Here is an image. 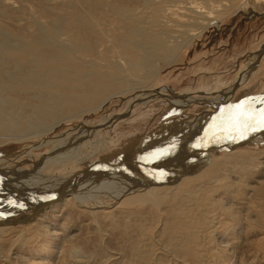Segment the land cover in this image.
<instances>
[{
    "label": "rangeland",
    "instance_id": "obj_1",
    "mask_svg": "<svg viewBox=\"0 0 264 264\" xmlns=\"http://www.w3.org/2000/svg\"><path fill=\"white\" fill-rule=\"evenodd\" d=\"M195 1L203 10L213 8L218 20L190 39L184 33L191 26L171 10L181 0H0V113L12 122L0 128V181L8 186L1 188L0 183V200H4L0 210L4 220L18 219L8 227L0 224V264H264V128L250 131L255 137L236 147L246 159H229L227 151L235 142L227 141L221 146L228 145V150H211L207 166L214 167L213 173L194 186L185 178L184 185V180L163 184L161 192L146 201L134 200L146 194L147 181L141 177L150 171L170 174L174 167L178 171L191 166L209 141H216L215 134H222L235 121L237 105L264 107V8L251 2L248 8L259 14L250 15L243 0ZM165 15L175 24L182 23L171 34L183 35L169 38V46L177 40L182 44L173 61L158 58L151 67L147 52L155 57L161 49L149 43L147 33L163 31L156 26ZM136 63L142 66L132 71ZM65 72L89 83L105 74L104 86L113 93L119 83L120 92H130L114 94L96 110L107 94L98 96L90 104L91 113L81 114L91 108L88 103L55 111V101L64 102L73 91L57 98L60 93L52 90L49 76ZM236 83L239 88L233 92ZM81 88L76 95L93 99L89 86ZM159 94L168 95L170 101ZM68 112L80 115L47 130ZM44 130L42 135L34 134ZM62 140L68 145L62 150L70 151L55 156L52 150ZM68 140L73 144H67ZM151 146L157 152L152 153L154 164L148 168L139 158ZM197 151L198 156H191ZM50 160L59 163L49 164ZM100 161L123 164L122 179L110 189L98 186L104 192L103 203L64 199L35 218L32 211L5 214L16 205L24 208L18 205L23 203L20 198H26L18 197L14 189L24 190L21 182L28 175L41 170L48 177L58 176L54 188L48 180L35 181L34 185L49 187L42 196L51 197L71 172H85ZM40 163L42 169L36 167ZM200 166L191 173L202 175L208 169L199 170ZM22 172H26L23 177Z\"/></svg>",
    "mask_w": 264,
    "mask_h": 264
},
{
    "label": "bare ground",
    "instance_id": "obj_2",
    "mask_svg": "<svg viewBox=\"0 0 264 264\" xmlns=\"http://www.w3.org/2000/svg\"><path fill=\"white\" fill-rule=\"evenodd\" d=\"M181 1H183L181 4H179L176 8H174V9H171L172 11L173 10H175L174 12L175 13H177V14H180V16H181V18H185V20L184 19H182V22H183V20L184 21H186V22H188V23H185L184 22V24H187V25H190L191 27H188V29H187V31H186V33H184V35H187V36H189L190 37V39L191 38H193L194 37V35H196V34H202L211 24H213V23H215V22H217V21H214L216 18H217V16L216 15H214L213 14V8L210 10V11H206V10H203L204 9V7L202 8V6H200V4L197 2V1H195V0H193V1H189V0H181ZM185 1V2H184ZM236 1L237 0H235V3H236ZM256 1V3H257V5H261L262 6V8H264V0H248V1H246V0H243L242 1V4L245 6V8H246V11L251 15V14H254V15H258L259 14V11L258 10H252L251 8H248V6H249V4L251 3V2H255ZM231 2V0H229V3ZM244 2H245V4H244ZM200 3H202V2H200ZM232 3H233V1H232ZM229 5V4H228ZM231 5V4H230ZM220 6V5H219ZM170 9V8H169ZM210 9V8H209ZM168 12L170 13L171 11H169L168 10ZM163 13V12H162ZM165 13V12H164ZM164 13H163V15H164ZM166 14V13H165ZM177 14H175L176 16H177ZM173 15H174V13H173ZM170 16V15H169ZM179 16V15H178ZM170 17H173V16H170ZM165 19L164 20H161V21H158V23H157V26H156V22H154L155 24H153L154 26H156V27H160L161 29H163V31H161L160 32V30L159 29H157L159 32H157V30L155 31V32H157L156 34H152V33H147V37H149V43L152 45V46H154V47H157L158 48V46L160 47V52L158 53V54H155V57H154V55H152V53L153 52H147L148 54H146V56L148 55V57H147V59H150L149 61H148V63H149V65L152 67V65L154 66L155 65V63L157 62V59L158 58H163L164 60H165V62H169L170 63V61H173L174 59H175V53H176V50L180 47V45L182 44V42H180L179 40H175L176 42H175V44H174V40L173 41H171V42H173V44L171 45V46H169V44L168 43H170V41H169V38H173V36H175V34L172 36V34H171V32H174V31H176V32H178L179 31V26H182V23L180 22V24H178V23H176L175 24V22H173V20L172 19H169V17H167L166 15H165V17H164ZM156 20V19H155ZM154 20V21H155ZM217 20H218V18H217ZM155 27V28H156ZM192 31V33H190ZM164 34H163V33ZM161 34H162V38L160 37L161 36ZM164 35V36H163ZM183 35V33L182 34H179V35H176L175 36V38H177L178 36H182ZM145 38V37H144ZM182 41V40H181ZM147 42V41H146ZM146 42H145V44H146ZM148 43V42H147ZM35 44V43H34ZM184 44V43H183ZM187 44V43H186ZM135 45V44H134ZM185 45V44H184ZM183 45V46H184ZM33 46V45H32ZM36 46V45H35ZM141 47V46H140ZM142 48V47H141ZM263 48V47H262ZM136 49V48H135ZM159 49V48H158ZM264 49V48H263ZM262 49V50H263ZM34 50V49H33ZM152 50V49H151ZM154 50H156V49H154ZM30 52H32L31 50H30ZM34 52V51H33ZM32 52V53H33ZM262 52V51H261ZM263 56V55H262ZM151 57H152V59H151ZM261 57V56H260ZM147 59H145L146 61H147ZM140 62V61H139ZM157 64V63H156ZM146 65V64H145ZM142 66V63H136V66L135 65H133V67L131 68L132 69V71H135V70H137V69H139V67H141ZM52 68V67H51ZM142 68H144V67H142ZM150 68V67H149ZM154 68V67H153ZM148 69V68H147ZM51 70V69H50ZM123 70V69H122ZM151 70V69H150ZM151 72V74L153 75V71H150ZM66 73V72H65ZM69 73V72H68ZM72 73V72H71ZM70 74V73H69ZM69 74H65V75H58V74H56L55 73V75L54 74H52L51 76H49L51 79H52V90H54V91H58L60 94H57V92H54L53 91V93H55V96H56V94L58 95L57 96V98L58 97H60L61 95H63L62 93L64 92V91H66V92H72V94L74 95H71L70 93H68V94H70L67 98H64L65 100H64V102L62 101V100H60L61 98H59V100L58 101H55L56 102V104H55V111H57L58 109L57 108H61V109H63L62 111H70L71 109H74V108H77L79 105H83V103H88L89 104V106H90V104H92L93 102L92 101H94V102H96L95 101V99L99 96L100 98H101V96H103V95H106L105 96V98L103 99V101H99V102H101L100 104H98L97 105V107H96V110H100L102 107H104L107 103H108V101L112 98V97H114V94L115 95H117V93L119 94V93H121L120 91H119V88L121 87V83H119L117 86H116V88H115V90L117 89V91L115 92V93H113L110 89H109V86L107 85V87H105L106 85H105V79H106V75L105 74H103V76H101V77H93L94 78V82H91V83H89V82H86V81H83V79L82 78H84V77H81V76H79V77H81L80 79L81 80H79V79H77V78H75L76 76H72L71 74L69 75ZM78 74H81V73H78ZM156 74V73H155ZM68 75V78L66 77ZM76 75V74H75ZM152 75H151V77H152ZM108 76V75H107ZM242 76V75H241ZM78 77V76H77ZM245 77H246V74H244L241 78V80H243V79H245ZM49 79V78H48ZM109 79V78H108ZM112 79V78H111ZM110 79V80H111ZM115 80H116V78H115ZM33 81V80H32ZM39 81V80H38ZM49 81V80H48ZM51 81V80H50ZM241 83H242V81H240ZM240 82H238L239 84H240ZM245 82V81H244ZM27 83V84H26ZM28 83L29 82H25V85H28ZM42 83V82H41ZM108 83V82H107ZM115 83V82H114ZM127 83V82H126ZM238 83H236L234 86H233V88H231V90L234 92V90L236 89V87H238ZM48 84H50L49 82H48ZM24 85V86H25ZM31 85L33 86V83H31ZM30 85V86H31ZM36 85V84H35ZM105 85V86H104ZM114 85V84H113ZM29 86V87H30ZM86 86H89L90 88H91V91L94 93V97H93V99H89L88 100V97H85L84 98V95L83 94H79V95H76L75 93H77V92H81V91H83L82 90V88L81 87H86ZM111 86V85H110ZM130 87V86H129ZM31 88V87H30ZM47 88H48V86H47ZM50 88V87H49ZM81 88V89H80ZM131 88V87H130ZM134 88H135V86H134ZM239 88V87H238ZM37 89V88H36ZM40 89V88H39ZM51 89V88H50ZM123 89H126V88H123ZM34 90V89H33ZM86 91H87V88L85 89ZM88 90H90V89H88ZM114 90V89H113ZM133 90V89H132ZM75 91V92H74ZM110 91L112 92V95L110 94L109 95V93H110ZM128 91L130 92V90H126V91H123L124 93H128ZM49 92V91H48ZM89 92V91H88ZM87 92V93H88ZM122 92V93H123ZM86 93V92H85ZM91 93V92H90ZM105 93V94H104ZM172 93V92H171ZM1 94H2V92H0V96H1ZM49 94H50V92H49ZM151 94V93H150ZM162 94V93H161ZM161 94H159L160 96H163V97H165V98H167L168 97V95H161ZM172 94H174V93H172ZM231 94V93H230ZM51 95V94H50ZM81 95H83V97L81 96ZM91 96H92V94H90ZM143 95V97L145 96V94H142ZM147 95V94H146ZM176 95V94H175ZM64 96H66V95H64ZM90 96V97H91ZM232 96V95H231ZM52 97H54V96H52ZM104 97V96H103ZM147 97H151V96H147ZM173 97V96H172ZM0 98H2V97H0ZM92 98V97H91ZM153 98V97H152ZM262 98H263V96H262ZM54 99V98H53ZM141 99V98H140ZM168 99V98H167ZM182 99V98H181ZM54 100H56V99H54ZM169 100V99H168ZM203 100V99H202ZM230 100V99H229ZM262 100H264V99H262ZM170 101V100H169ZM188 101V100H187ZM193 101V100H192ZM208 101V100H207ZM210 101V100H209ZM260 101V100H259ZM54 102V103H55ZM172 102V101H171ZM173 103V102H172ZM226 104V103H225ZM86 105V104H85ZM184 106V105H183ZM219 106H221V105H219ZM230 106H233V105H230ZM91 107V106H90ZM78 108H80V107H78ZM84 108V107H83ZM82 108V109H83ZM130 108V107H129ZM227 108V107H226ZM228 108H231V107H228ZM259 108V107H258ZM264 108V107H263ZM1 109H5V108H1ZM54 109V108H53ZM254 109H256V108H254ZM92 110H93V108L91 107V108H89V109H86V110H83V112L81 113V114H84L85 112H92ZM8 111V110H7ZM53 111V110H52ZM95 111V110H94ZM229 111V110H228ZM5 112H6V110H5ZM11 112V111H10ZM51 112V111H50ZM21 113V112H20ZM53 113V112H52ZM55 113V112H54ZM62 113V112H61ZM61 113H59V114H61ZM237 113V112H236ZM12 114V113H11ZM15 114H16V112H15ZM15 114H13V115H15ZM26 114V113H25ZM25 114H23V115H25ZM28 114V113H27ZM88 114V113H87ZM87 114H85V115H87ZM5 115H7V114H1L0 113V128H6V127H8V125H9V117L6 119V116ZM10 115V114H9ZM19 115V114H18ZM62 115V114H61ZM64 115V114H63ZM78 115H80V114H70V112H68L67 113V116H65V117H63L62 118V116H61V119H58L57 117V119L58 120H55L53 123H51V125L49 126V128L47 129V130H55L56 128H58L62 123H63V121L65 120H67V119H70V118H75V117H77ZM10 116H12V115H10ZM24 117V116H23ZM29 117H31V116H29ZM53 117V116H52ZM25 118V117H24ZM12 119V118H11ZM54 119V118H53ZM28 120H26V122H27ZM30 122V121H29ZM12 122H10V124H11ZM38 123V122H37ZM46 123V122H45ZM243 123V121H241L240 122V124H237L236 123V121H232V122H230L226 127H225V131H223V133L222 134H218V135H216L215 134V136H216V138H215V136H214V138L216 139V141L215 140H211V141H209V143H208V145H207V147L205 148V150H203V154L200 156V157H198V158H196V159H193V161L194 162H192L193 164L191 165V166H189V164L186 166V167H182L180 170H178V171H176L177 170V168L176 167H174L173 169H171V170H169V171H173V172H171L170 174H167V172H159V173H155V171L154 172H152V171H150L151 173H150V175L148 174L147 176H142L141 177V179H143L144 181H147V182H144V184H147V188L145 189V190H147L145 193V195H143L142 196V193H141V195L139 196V197H137V198H135L134 200H138V199H140L141 201H146L145 199L148 197V196H150V195H152L153 193L154 194H158V193H160L161 192V188H162V186H163V184L165 185V184H168V185H170V184H177L178 182H179V180H184L182 183H183V185L184 184H186L187 182L185 181V178H187V180L189 181V185L191 186V185H193L194 186V184H196L198 181H201L202 180V178H203V176H205V177H207V176H209V175H211L212 173H213V171H214V167H208L207 165H209V162H210V154H211V150H213V149H224V150H228V148L230 147H233L232 149H230V150H228L227 151V153L228 154H231V155H229V159L230 158H232V159H238V158H240V159H246V154L243 152V153H241L242 151H240V152H238L237 150H238V148H236L237 146H241V145H243V144H245V142H248L250 139H252L253 138V136L255 137V134L254 133H252V132H247L244 136H243V138L240 140V133H239V128H240V126H241V124ZM21 124V123H20ZM12 125V124H11ZM24 125V122L22 123V125L20 126V127H22ZM24 127V126H23ZM220 126H218V127H216L217 129H218V131H219V128ZM25 128H26V126H25ZM30 128V127H29ZM200 128V127H199ZM23 129V128H22ZM23 130H25V129H23ZM30 130V129H29ZM47 130H44V131H39V132H35L34 134H40V135H42L44 132H47ZM216 130V129H215ZM262 130V129H261ZM260 130V131H261ZM20 131H22V130H20ZM218 131H216L217 133H218ZM222 131V130H221ZM31 132V131H30ZM262 132V131H261ZM33 133V132H32ZM50 133V132H49ZM48 134V133H47ZM84 134V133H83ZM263 135V133H261V134H259V139H262V136ZM19 136V135H18ZM17 136V137H18ZM185 136H187V135H185ZM15 137V136H14ZM78 137V136H77ZM16 138V137H15ZM178 138V137H177ZM194 138V137H193ZM200 138H204V137H200ZM209 138V137H208ZM213 138V139H214ZM13 139V138H12ZM18 141L19 140H21L20 138H16ZM67 139V138H66ZM66 139H63V140H66ZM71 139H72V137H71ZM173 139V138H172ZM192 138H190V140H191ZM25 140V139H24ZM45 140V139H44ZM62 140V142L60 143V144H58V145H56L54 148H53V152H55L56 154H55V156H61V157H63L65 154H68L69 153V151H70V149H65V151H63L62 149H64L65 147H67L66 145H64V143H65V141H63ZM79 140V139H78ZM174 140V139H173ZM189 140V139H188ZM189 140V143L191 142ZM195 140H197L196 139V137H195ZM199 140V139H198ZM201 140V139H200ZM22 141V140H21ZM184 141H185V139H184ZM193 141V140H192ZM227 141H230V142H235V143H233V144H231V146H229L228 147V145L226 146V145H224V146H221V145H223V144H227V143H229V142H227ZM182 142H183V140H182ZM203 142H204V140H203ZM202 142V143H203ZM163 143H164V141H163ZM194 143V142H193ZM196 143V142H195ZM220 143H222V144H220ZM67 144H73V143H71V140H68L67 141ZM160 144V143H159ZM165 144H166V142H165ZM181 144V143H180ZM167 145V144H166ZM166 145H164V147L166 146ZM172 145V144H171ZM192 145V144H191ZM191 145H189V146H191ZM139 146V145H138ZM161 146H162V144H161ZM184 146H186V145H184ZM188 146V147H189ZM170 147V146H169ZM168 147V148H169ZM179 147H181L180 145H179ZM199 147V146H198ZM204 146H202V148H203ZM76 147H74L73 146V148H71L72 150H74ZM171 148V147H170ZM169 148V149H170ZM173 148V147H172ZM182 148V147H181ZM181 148H179V149H181ZM187 149V148H186ZM188 149H190V147L188 148ZM71 150V151H72ZM172 151H173V149H171ZM175 150V152H176V150H177V148L176 149H174ZM184 150V149H183ZM193 150V149H192ZM192 150H185V151H188V153L190 152V151H192ZM166 151H168V150H166ZM200 151V150H199ZM199 151H197L196 153H194V154H192L191 156H198V154H199ZM202 151V150H201ZM201 151H200V153H201ZM153 152H157V150H155V146H151V147H149L148 149H147V151L145 152V153H143L144 154V156H142V157H140L139 158V160H142V162L143 163H145V165L146 166H148V168H150L151 166H153V164H154V160L155 159H153L154 157H155V153L152 155V153ZM178 152V151H177ZM75 153V152H74ZM73 153V154H74ZM169 153V152H168ZM181 154L183 153V152H180ZM54 154V153H53ZM143 154H141V155H143ZM146 154V155H145ZM176 155V154H175ZM227 155V154H226ZM51 155H48V156H45V158L43 159V161L41 162V163H43L42 165H45L44 163L46 162V161H48V157H50ZM228 156V155H227ZM226 156V157H227ZM76 158V157H75ZM74 158V159H75ZM153 159V160H151V159ZM73 159V158H72ZM131 159V158H130ZM135 159V158H134ZM133 159V160H134ZM143 159H145V160H143ZM171 159V158H170ZM170 159H168L169 161H170ZM77 160V159H76ZM138 160V159H137ZM70 161H71V159H70ZM128 161H130V160H128ZM169 161H167V162H169ZM172 161H174V160H172ZM182 161V160H181ZM195 161H198V162H195ZM56 161H53V160H50L49 161V164H54ZM137 162V161H136ZM185 162V161H184ZM183 162V163H184ZM41 163H40V165L39 164H36V167L38 168V167H40V166H42L41 165ZM48 163V162H47ZM56 163H59V162H56ZM62 163V162H61ZM64 163V162H63ZM70 163V162H69ZM98 165H97V164ZM159 163V162H158ZM94 164H96V165H94ZM136 164V163H135ZM176 164V163H175ZM94 165V166H93ZM123 164H122V162H120V163H110V162H108V161H100V162H95V163H93L89 168H88V170H85V172L82 170V172L80 171L79 173H74L75 171H73V172H69L70 174V177L68 178L67 176H66V180H64L63 181V184L62 185H58V187H60V188H58V190H56L55 192H51L52 194H51V197H47V195L46 196H42L43 194H45V192H46V190H48L49 189V187H47V186H45V184H44V186H38V185H34L36 182H38V183H36V184H39L40 183V181H41V179H44V180H48L47 181V183H51V185H52V187L54 188V179H57V177L58 176H56L55 178H54V176L52 177H48L46 174H44L43 172H41V170H39L38 172H37V175H33V176H31V177H29V175L27 176V178L25 177L24 178V181H22L21 182V185H24V186H22L23 187V189L24 190H19V191H17V190H15L14 189V191L15 192H17L16 194H17V196L18 197H20V195H23V198H26V200H24V199H22V198H20V200L23 202V203H21L20 205H18V206H21V205H25L24 206V208L23 209H17L16 207H17V205H16V207L14 206L13 207V209H11V210H9V209H7V207H5V209H7V210H9V211H6L5 210V214L7 215H15L16 213H18L19 211L18 210H20V211H32L33 213H35L33 216H31V217H33V218H35V217H37V216H39V214L41 213V212H43V211H45V210H47L48 209V206L49 205H51V204H53L54 202H62L64 199L67 201V202H82V203H85V204H89V203H91V204H97V203H103V198H104V196H101V195H103L102 194V192L103 191H101V189L100 188H98V186H102V187H108L109 189L115 184V181L116 180H118L119 181V179L121 178L122 179V172H121V169H122V166ZM199 165H201L200 166V169L199 170H201V169H203L204 167L206 168V167H208V169H206V171L201 175H196V173H191V171L193 172V170L194 171H196L195 170V168H197V167H199ZM54 166H56L55 168H59L58 166L59 165H57V164H55ZM132 166V165H131ZM1 167V166H0ZM35 167V168H36ZM51 167V166H50ZM82 167V166H81ZM3 168V167H2ZM43 168V166L41 167V169ZM78 168V167H77ZM124 168V167H123ZM128 168V167H127ZM132 168V167H131ZM137 168V167H136ZM16 169V168H15ZM53 169H54V167H53ZM74 169V168H73ZM130 169V168H129ZM146 169V168H145ZM2 170V169H1ZM12 170V169H11ZM51 170V169H50ZM142 170V169H141ZM4 172H5V170H3ZM14 171V170H13ZM8 172V171H7ZM15 172V171H14ZM84 172V173H83ZM108 172V173H107ZM142 173H141V175H144V173L145 172H143V171H141ZM16 173H19V170H18V172H16ZM23 173H26V172H22L21 173V176L23 177V176H25V175H22ZM83 173V174H82ZM184 173V174H183ZM207 173H209V174H207ZM1 174V173H0ZM11 174V173H10ZM20 174V173H19ZM50 174V173H49ZM154 174L155 175H158V176H162V178H157V177H152V176H154ZM192 174V175H191ZM198 174V173H197ZM18 174H16V176H17ZM152 175V176H151ZM19 176V175H18ZM62 176V175H61ZM79 176V177H78ZM122 176V177H121ZM169 176V178L170 179H173L172 181L171 180H168L167 179V177ZM1 178H2V176H0ZM8 178H9V176H8ZM59 178V177H58ZM175 178V179H174ZM10 179V178H9ZM63 179V178H62ZM6 180V179H5ZM37 180V181H36ZM92 180H94V181H92ZM132 180V179H131ZM143 180H141V181H143ZM149 180V181H148ZM2 181V182H1ZM1 181H0V183L3 185H1L2 187L1 188H7V187H5V181H3L2 179H1ZM20 181V180H19ZM36 181V182H35ZM140 181V180H139ZM140 181V182H141ZM176 181H178L177 183H176ZM32 182H34V183H32ZM58 182V181H57ZM105 182H107V183H105ZM110 182V183H109ZM10 183V182H9ZM8 183V184H9ZM49 183V184H50ZM93 183H95V185H93V187L92 188H90L89 190H87V189H85L86 188V186L88 187V185L89 184H93ZM97 183V184H96ZM10 184H12V183H10ZM16 184V183H15ZM122 184V183H121ZM143 184V185H144ZM17 185H18V183H17ZM124 185V184H123ZM142 185V184H141ZM48 186H50V185H48ZM146 186V185H145ZM10 187V186H9ZM55 187H57V186H55ZM91 187V186H90ZM11 188H13V187H11ZM21 188V187H20ZM37 188V190H35ZM89 188V187H88ZM9 189V188H8ZM26 189H28V190H26ZM35 190V191H34ZM28 191H29V194L27 195V193H28ZM6 192H8V191H6ZM166 192V191H165ZM48 193V192H47ZM104 193V192H103ZM130 194V193H129ZM144 194V193H143ZM1 195V194H0ZM97 195H98V198H97ZM1 197V196H0ZM9 198V197H8ZM102 198V199H101ZM2 199V198H1ZM130 200H132V199H130ZM4 200H0V207L2 208L3 207V205H1V202H3ZM7 201V200H6ZM99 201V202H98ZM12 202V201H11ZM97 206V205H96ZM98 207H100V206H98ZM0 208V209H1ZM4 209V208H3ZM2 209V210H3ZM1 214H3L2 212H1V210H0V224H2V225H4V227H8V226H11V224H14V222H16L17 220H4L2 217H1ZM11 217V216H10ZM28 217V216H27ZM26 216H25V218H27ZM18 223V222H17ZM19 223H21L20 221H19ZM1 228V227H0Z\"/></svg>",
    "mask_w": 264,
    "mask_h": 264
},
{
    "label": "snow or ice",
    "instance_id": "obj_3",
    "mask_svg": "<svg viewBox=\"0 0 264 264\" xmlns=\"http://www.w3.org/2000/svg\"><path fill=\"white\" fill-rule=\"evenodd\" d=\"M238 114L233 117L237 124H241L239 130L241 138L249 132L256 131L257 129L264 128V108L254 110L251 108L245 109L243 103L236 106ZM23 207V205H21Z\"/></svg>",
    "mask_w": 264,
    "mask_h": 264
},
{
    "label": "water",
    "instance_id": "obj_4",
    "mask_svg": "<svg viewBox=\"0 0 264 264\" xmlns=\"http://www.w3.org/2000/svg\"><path fill=\"white\" fill-rule=\"evenodd\" d=\"M184 174V173H183Z\"/></svg>",
    "mask_w": 264,
    "mask_h": 264
}]
</instances>
